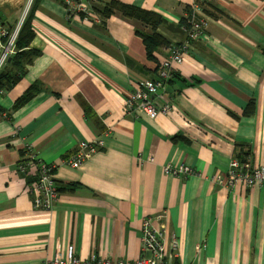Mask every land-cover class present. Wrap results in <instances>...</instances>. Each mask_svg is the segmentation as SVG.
<instances>
[{"label": "crops", "instance_id": "crops-1", "mask_svg": "<svg viewBox=\"0 0 264 264\" xmlns=\"http://www.w3.org/2000/svg\"><path fill=\"white\" fill-rule=\"evenodd\" d=\"M82 1L100 22L69 16L64 0H0L10 30L29 7L38 52L0 89V264H45L69 244L83 259L134 260L145 219L176 236V264H264V185L212 180L242 153L264 166V0H209L222 11L213 15L196 0H118L165 20L157 31L168 44L151 58L141 36L152 35L150 25L118 10L102 20L99 0ZM189 12L208 24L173 66L163 94L171 112H128L137 84L157 78L170 47L188 39ZM35 83L38 93L14 108ZM98 138L102 149L82 167L65 163L81 140ZM29 152L54 164L64 188L50 209L33 206L35 167L19 170ZM169 164L194 173L167 174Z\"/></svg>", "mask_w": 264, "mask_h": 264}, {"label": "built area", "instance_id": "built-area-1", "mask_svg": "<svg viewBox=\"0 0 264 264\" xmlns=\"http://www.w3.org/2000/svg\"><path fill=\"white\" fill-rule=\"evenodd\" d=\"M64 4L69 16L80 14L86 19L91 18L100 22L99 16L93 14L84 1L64 0ZM27 9L25 15H27ZM191 17L192 28L189 31V38L195 41L205 30L208 22L207 19L196 21L194 15ZM24 19L22 18L20 24L10 33L0 23V71L6 66L9 58L16 53V42ZM4 37H6L5 40H3ZM186 43L184 46L174 45L170 47V55L159 63L157 78L141 81L137 84L135 91L125 101L128 112L135 114L143 112L151 118L160 112H171L173 103L163 94L166 92L168 81L172 77L173 66L182 63L184 60L183 49L190 45L188 41ZM159 96L162 97V102L157 99ZM103 142L101 138L81 140L77 149L65 159V163L73 168L82 167L86 160L102 149ZM31 152H29L27 160L19 163V170L27 172L30 167H35L36 172H34L33 181L28 188L32 196L33 206L39 209H50L60 193L51 173L55 166L42 162ZM149 160L152 158L150 157ZM165 172L174 176H188L194 173L191 167L183 164L180 166L169 164L165 167ZM212 180L226 188H232L239 184L245 188H251L258 184L264 185V166H256L248 161L242 163L240 159L232 158L227 172L214 175ZM141 241V255L134 260H112L95 254L89 259H83L77 254L74 245L69 244L64 255L58 253L45 264H175L178 255V240L175 235L167 231L165 226L160 225L158 227L154 225L152 220L145 219L142 224Z\"/></svg>", "mask_w": 264, "mask_h": 264}, {"label": "trees", "instance_id": "trees-1", "mask_svg": "<svg viewBox=\"0 0 264 264\" xmlns=\"http://www.w3.org/2000/svg\"><path fill=\"white\" fill-rule=\"evenodd\" d=\"M99 1L104 5L103 10L100 12V16L102 20L110 17L114 13V11L118 10L121 11L125 16L130 18H137L141 21H144L146 24L152 27L153 29L152 35L141 34L143 38V42L146 46L147 56L149 58L153 57L152 53L156 48L168 44L167 39L157 31V28L163 25L165 22V20L162 18L161 15L152 11L144 10L134 5L122 3L118 0H99ZM196 1L199 3V5L202 6L203 10L209 15L215 14L213 11L222 13V11L216 8L215 5L212 4L209 0H196ZM188 11H190V9H188ZM189 13L192 14L191 12ZM189 20H187V18H183L181 20V23L186 28H188ZM0 23L4 25L1 19H0ZM11 30L8 27V33H10ZM34 36H35V32L31 24V10H30L19 30V34L16 42V53L11 57L12 60L9 64L8 69L5 70V68L7 67L6 64L4 69L0 72V89H4V88L7 90L10 89L16 83L18 78H20L21 75L25 72V66L31 63L32 59L38 54L36 50L30 48V44ZM5 39L6 37L3 38V40ZM13 70H16L17 72L20 71V74L19 73L13 74L12 73ZM172 79L173 78L169 79L168 84ZM39 90H40V86L37 83L30 86L15 101L14 108H18L23 104H25L26 102H28L38 93ZM252 105H253L252 103L249 104L248 108L246 109V113L251 114L253 112ZM84 111L86 115L88 116L90 115V117L93 118L95 117L94 112L89 106L85 105ZM238 158L242 163L247 161V156L245 153L239 155ZM57 184H58V190L62 191L64 188L63 187L61 188L59 183ZM69 185L72 186L74 185V183Z\"/></svg>", "mask_w": 264, "mask_h": 264}, {"label": "rangeland", "instance_id": "rangeland-1", "mask_svg": "<svg viewBox=\"0 0 264 264\" xmlns=\"http://www.w3.org/2000/svg\"><path fill=\"white\" fill-rule=\"evenodd\" d=\"M192 13V12H191ZM28 14V13H27ZM27 16V15H26ZM191 16H193L192 14H190V13H188V16H187V20H189V27L188 28H186L184 25V29H185V31L187 32V38L188 39H186L185 41H188V42H192V39H190L189 38V31H190V28H192L191 26V23H192V21H191V19H192V17ZM26 18V17H25ZM189 18V19H188ZM4 26V25H3ZM5 27V26H4ZM6 29H7V32H8V28L7 27H5ZM205 30H203V32L198 36V38L195 40V41H198V40H200V39H202L203 38V36H204V32ZM183 42L182 44H180V45H177V44H175V45H177V46H184L185 44H187L186 42ZM172 46H174V45H172ZM190 48V45H188V49ZM170 55V53L168 54V56ZM159 72V71H158Z\"/></svg>", "mask_w": 264, "mask_h": 264}, {"label": "bare ground", "instance_id": "bare-ground-1", "mask_svg": "<svg viewBox=\"0 0 264 264\" xmlns=\"http://www.w3.org/2000/svg\"><path fill=\"white\" fill-rule=\"evenodd\" d=\"M7 63H8V62H7ZM3 69H4V67L2 68V70H3ZM2 70H1V71H2ZM1 71H0V72H1ZM166 90H168L167 87H166ZM2 92H3V91L0 90V94H2ZM26 159H27V158H26ZM49 164H50V163H49ZM51 173H52V176H53V178H54V168H53V170H52ZM54 180H55V179H54ZM55 182H56V184H57V181H56V180H55ZM57 185H58V184H57Z\"/></svg>", "mask_w": 264, "mask_h": 264}, {"label": "water", "instance_id": "water-1", "mask_svg": "<svg viewBox=\"0 0 264 264\" xmlns=\"http://www.w3.org/2000/svg\"><path fill=\"white\" fill-rule=\"evenodd\" d=\"M10 59H11V58H9V60H10ZM9 60H8V61H9ZM167 89L170 91L172 88H171L170 86H168Z\"/></svg>", "mask_w": 264, "mask_h": 264}]
</instances>
